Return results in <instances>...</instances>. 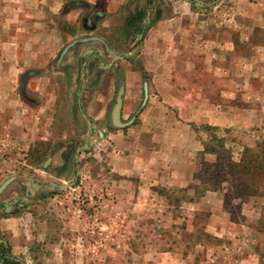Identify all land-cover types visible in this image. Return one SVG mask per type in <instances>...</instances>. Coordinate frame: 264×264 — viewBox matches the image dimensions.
Masks as SVG:
<instances>
[{"label": "rangeland", "instance_id": "rangeland-1", "mask_svg": "<svg viewBox=\"0 0 264 264\" xmlns=\"http://www.w3.org/2000/svg\"><path fill=\"white\" fill-rule=\"evenodd\" d=\"M5 1L6 9L17 7L14 12L24 22L37 21L28 27L32 31L24 32L26 43L31 48L39 45L38 50L45 52V56L55 57L66 40L64 37H70L68 26L77 25L82 30L83 9L63 11L70 0H50L47 8L39 4L41 0ZM85 1L103 13L96 22L103 30L111 31L113 37L126 34V25L132 16L127 8L129 0ZM194 8L190 2L181 10L192 12ZM38 10H43L44 15L34 17L33 13ZM188 16H191V28L204 23L206 28L201 30H212L209 31L212 32L211 48L200 46L201 54L185 57V65L176 64V55L172 57L175 63L170 74L176 91L173 90V95L169 91L170 96H165V100L157 79L153 80V76L158 78L157 73L149 71L142 76L137 72L126 73L127 85L134 88L130 90L136 96L129 97L128 92L126 99L134 111L141 112L137 113L141 116L138 123L122 128H95L90 133L88 127L53 130L69 138L82 139L80 144L63 149L64 153H61L62 146H56L54 162L45 174L29 168V157H22L25 152L21 145L22 150L11 166L17 173L27 168L23 177L35 173L43 182H73L63 192L49 193L50 196L41 200L44 204L40 207L27 208L25 212L34 209L32 215L22 214L23 219L14 217L18 227L11 223L14 233L21 232L27 246L36 247L38 256L33 264H157L164 258L166 264H171L177 257L182 264H242L250 254L253 263L264 264V171H255L254 175H258L255 181L242 177L245 185L239 196L234 189L237 182L234 177L228 181L219 177L207 180L208 176L201 173L206 162H228L226 156H230L236 163L245 147L264 146V0H217L207 10L193 11ZM105 50L109 49L105 47ZM127 67L136 70L140 66ZM144 82L152 96L140 108ZM159 102L173 106L171 117L180 118L185 128L190 122L188 114L192 105H206L210 111L207 118L216 129L205 130L204 123L188 126L190 137L201 145L198 150L188 149L189 158L183 162L189 166L187 171L191 177H178L174 172L185 171L177 170V161L166 162L163 154L158 156L160 144L155 145L153 133L146 132L150 128L157 133L152 127L155 119L144 123L147 128L141 126L145 119L142 114ZM179 108H186L187 114L182 109L178 112ZM128 116L123 113L125 120ZM169 123L166 121L165 126L169 127ZM36 130L38 136L42 133L47 136L44 131L51 135L47 128ZM24 132L29 134L30 129L27 127ZM87 134L93 135L91 144ZM1 139L5 146L0 145V158L6 153L3 149L8 150L15 144L10 134L0 135V143ZM208 142L216 148V153L203 154V144ZM159 143L176 145V139L166 133V138ZM222 143L227 150L224 153L219 146ZM76 147H80L77 159ZM62 155L69 159L58 166ZM218 170L223 172L220 167ZM204 231L219 240H204ZM161 252H167L168 257L156 255ZM168 252L177 255L174 257Z\"/></svg>", "mask_w": 264, "mask_h": 264}, {"label": "crops", "instance_id": "crops-1", "mask_svg": "<svg viewBox=\"0 0 264 264\" xmlns=\"http://www.w3.org/2000/svg\"><path fill=\"white\" fill-rule=\"evenodd\" d=\"M49 1L50 0H41L39 4H41V6L45 4L47 8V3ZM82 1L87 3L85 0ZM131 1L132 0H129L127 4V8L131 12V15L135 12L136 14L139 12L141 15H144L143 13L145 12L148 14L143 20V23L140 24L142 32L138 34V39L141 40L138 45L139 49L136 56L128 60H120V64L124 69L125 80L122 115L124 112L129 113L134 110L131 108L132 104L130 101L128 102L126 99L127 93L130 92L129 97L133 96L136 98L135 94H132L133 92L130 90V88H134L127 85L125 77L127 72H137L142 76V73L153 71L154 74L157 73L158 78L153 76V80L157 79L158 87H160L159 91H161V93L163 92V100H165V96H170V94L173 95L172 92L173 90L176 91V87L173 81V75L170 74L172 73L171 65L175 63L172 57L176 55V59H178L176 64L185 65L187 62L184 61L186 60L185 57L193 58L195 55H200V46L205 48L209 46L211 48V44L213 43L212 32H209L212 30L210 28L201 30L206 28L204 23L191 28V16L188 15L192 14L193 11L207 10L217 2V0H211V2L207 3H203L200 0H137L133 2L134 4L132 5ZM190 2L195 6L194 9H191L192 12L188 9L182 12V6L188 5ZM196 2L201 3V5H197ZM5 6L6 1L0 0V135L6 137L10 134L15 144L9 146L10 148L8 150H5L7 148L3 149L6 153L0 158V185L6 179L13 177L11 182L0 192V241L5 248V254L8 259L6 260L7 264H33L34 258L38 256V252H35L36 247L31 248L27 246L26 240H24L21 232H18L17 235L14 233L11 223H13V225L16 224L17 219L14 218L16 216L23 219L22 214L32 215L34 209L30 210V212H25L26 209L43 205L44 202L41 200L50 196L51 194L49 195V193L54 194L55 192H63L67 189L57 190L51 186L52 183L62 184L67 181L53 182L47 180L43 182V180H38V178H36L35 173L23 177L27 168L17 173L15 169L11 167L14 165L13 162L16 161L15 156L18 155L19 150H22L20 147L23 145L22 147L25 153L21 156L29 157V168H34L35 171L45 174V172L48 171L47 168L54 162L56 146H62L61 153L62 151L64 153L65 150L63 149H67V143L70 142V140L78 139L76 142L77 145L80 144L79 139H82L79 136L74 137V139L69 138L63 134L60 135V133H53V130L70 128L85 129L87 127L90 129L92 127L95 128V124L90 122L88 116L92 117V115L84 108H82L83 110H81L80 113L72 109L71 94L70 97L68 92L64 94L62 91L58 92L55 85L50 83L52 80L57 82L60 75L63 73L61 67L63 66L66 55H63L61 59H59V56L56 62H54L56 58L53 56H45V52L38 50L40 48L39 45H33L32 49L30 47L31 45L28 44V42L26 43L27 34L24 32L32 31L28 29V27L37 21L24 22L22 16L14 12L15 9H17L16 6H12L13 10H8ZM35 8L40 9L38 7ZM150 9L152 10L150 11ZM41 13L44 15L45 12L43 10H38L33 13V16L39 17ZM204 21L205 20H203V22ZM22 22L23 24L26 23L28 26L22 25ZM220 29L222 31L224 30L223 27H220ZM206 32L208 34L205 35ZM216 33L219 32L217 31ZM75 39H81V36H75L72 40ZM87 39L81 41L82 44L90 40ZM156 40L157 43L155 42ZM226 40H228V37ZM79 44L81 43L73 44L65 54L74 50ZM153 51H157V54L155 55ZM37 53H40V55L36 56ZM124 56L127 57L128 54H124ZM136 64L140 66L136 70L127 67V65ZM173 70L175 71V68H173ZM26 72H31L28 74L29 77L26 81L24 90L26 95L32 97V100L28 102L23 99L20 89L21 79ZM151 96L152 94L148 93L147 102L150 101ZM189 107L190 106H188L187 111ZM149 108L152 109L142 114V118L145 117V119L141 122V126L146 127L147 125L144 126L146 121V123H149L153 122L155 119L156 122L152 127L153 130L157 129V133L151 131L150 128L146 132L153 133L155 145L160 144V146H158L159 148L155 146V149L158 148V151H156L158 156L161 157L160 154H163L165 159H167L166 162L177 161V170L185 171L183 173L173 171L178 177H191V174L187 171L189 166L184 164L189 158V156H187V154L189 155L187 150H198L201 145L198 146L199 143H197L193 137H190L188 126H191V124L197 125V123H204L207 125L212 123L211 120L207 118V113L210 112L207 106H191L188 114V116L191 115L188 120L190 122L185 124L187 128L183 127L180 118L176 119V116L171 117L170 114H172L175 109L173 106L171 107L165 104V102H159L157 105H150ZM181 109L182 112L186 111V108ZM181 109L179 108L178 112H181ZM187 111L185 114H187ZM136 112L137 111H134L133 114ZM140 113L141 112H139V114ZM139 114H136L137 119L141 117ZM137 119L133 123H135ZM174 119L177 120L176 123H174ZM70 121L72 123H69ZM166 121L170 122L168 124L169 127L165 126ZM27 127L30 129L29 134L24 132V129ZM39 127L49 129L51 135L49 132L44 131L47 136H45L44 133L38 136L36 129ZM166 133L172 135L176 139V145L170 144L166 146L163 145V143L162 145L159 143L163 138H166ZM3 140L4 139H1L2 142L0 145L4 147ZM68 148L70 149V147ZM21 156L19 157L21 158ZM48 158L49 161L46 163ZM68 159L66 156L62 155L58 166L64 165ZM34 201L36 202L34 203ZM79 222L81 221L79 220ZM18 226L19 222L16 224V227ZM86 252L87 251L84 253ZM168 253L174 255V257L177 255L171 252ZM166 254L167 252H161L156 255L160 258H162V256L167 258L168 256H166ZM251 257L252 255L250 254L249 258L243 260L241 263L255 264L252 262L253 258ZM176 259L170 263L182 264V261H179L180 259ZM157 264H166L165 258L163 262L158 261Z\"/></svg>", "mask_w": 264, "mask_h": 264}, {"label": "flooded vegetation", "instance_id": "flooded-vegetation-1", "mask_svg": "<svg viewBox=\"0 0 264 264\" xmlns=\"http://www.w3.org/2000/svg\"><path fill=\"white\" fill-rule=\"evenodd\" d=\"M81 8L83 9V12L80 14L82 30H80L77 25L68 26L67 33L70 34V37H64L66 40L55 55L56 59L54 62H56L61 55L63 48L67 46L75 36H81V38L84 37L90 40L84 44H80L67 54L63 66L61 67L63 73L60 75L57 82L52 80L50 83L55 85L58 92L62 91L63 94L68 92L69 96L71 94V107L74 111L80 113L81 110H83L82 108H84L87 112L93 113L90 114L92 117H88L90 122L95 124V128H113L115 126L110 117V110L120 86H123V94L121 96L122 101L119 119L121 122H125L134 115L133 112L135 109L128 113L129 116L126 120L122 115L125 80L124 69L120 64V60H128L136 56L139 49L138 45L141 40L138 39V34L142 32L140 24L143 23L148 13L145 12L143 13L144 15H141L139 12L137 14L136 12L133 13L132 15L135 21L128 20L126 34L120 37H113L111 31L103 30L101 25L96 23L97 20L103 17L102 12L98 11L96 8H92L88 3H85ZM151 10L152 9H150V11ZM134 34L136 35L135 39ZM105 47L111 51L105 50ZM128 48L132 49L127 52L123 51V49ZM125 53L128 54L127 57L124 56ZM107 57H109V59ZM28 74L29 72H26L23 75L20 83L22 97L27 102L32 100V97L24 93L26 81L29 77ZM136 119L137 117L135 116L130 124ZM6 260L8 259L5 254V248L3 244L0 243V264H7Z\"/></svg>", "mask_w": 264, "mask_h": 264}, {"label": "trees", "instance_id": "trees-1", "mask_svg": "<svg viewBox=\"0 0 264 264\" xmlns=\"http://www.w3.org/2000/svg\"><path fill=\"white\" fill-rule=\"evenodd\" d=\"M129 20L135 21L134 16H131ZM203 127L205 128V130L216 129L215 126H210L207 124L204 125ZM212 138H214V136L211 135V139ZM219 146H221L223 149V152L221 153H224L227 151V150H224L223 143L222 145H219ZM202 152L203 154L205 153L214 154L216 153V148L212 146L210 142L204 143ZM261 155L263 157L259 159V162H257V159L261 157ZM226 157L228 158V162L212 163V164H208L207 162L204 163L203 164L204 168L201 173L208 176L207 180L211 178L216 179V177H219V178H222V181L223 180L228 181L231 179V177H234L235 180L237 181L234 185V189H235V192H237V195L238 194L240 195L241 194L240 189L242 188V186L245 185V182L242 179L245 177H248V179H252L253 181L258 180L256 178V176L258 175H254L255 171L256 172L257 170L264 171V163L263 164L261 163V162H264V146L257 144L255 149L245 147L243 149L239 162H236V163H234L231 160L232 157L230 156H226ZM219 167L223 170L222 173L219 172L218 170ZM221 175H223V177ZM195 194H197V191H195ZM200 194L202 195V192ZM228 197L232 198V195L228 194ZM202 237L204 238V240H210V239L217 240L218 239L214 236H211L209 233L205 231L202 232Z\"/></svg>", "mask_w": 264, "mask_h": 264}, {"label": "water", "instance_id": "water-1", "mask_svg": "<svg viewBox=\"0 0 264 264\" xmlns=\"http://www.w3.org/2000/svg\"><path fill=\"white\" fill-rule=\"evenodd\" d=\"M137 0H132L131 1V4L133 5L134 3ZM197 5H201V3L199 2H196ZM85 5V2L82 1V0H71L69 2H67L64 7H63V11L65 12L67 9H70L72 7H81V6H84ZM87 38H82V39H75L73 41H71L61 52V55L59 57V59H61V57L69 50V48L75 44L77 41H84L86 40ZM31 73V72H29ZM122 94H123V86H120L119 89H118V92H117V95H116V98H115V101L112 105V108L110 110V117H111V120L113 122V125L115 127H119V128H122V127H126L128 126L133 118L136 116V114L139 112V110H137V112L134 114V116L126 121V122H121L119 117H120V108H121V101H122ZM147 97H148V90H147V83L144 82L143 84V99H142V102H141V105H140V108L143 107V105L146 103L147 101ZM91 129H95V128H90L89 129V133L91 132ZM98 134L101 135V132L98 131ZM87 139L88 140V143L91 144L93 141V135L91 134H87ZM80 140V139H79ZM78 141V139H74V140H70V142L67 143V146L68 147H71L73 145H76V142ZM84 147H86V144H84ZM80 151V147H76V155H75V158L77 159L78 157V152ZM49 161V158L47 159L46 163ZM78 173V172H77ZM13 179V177H10L8 179H6L1 185H0V192L2 190H4V188L11 182V180ZM73 184V182H66V183H62V184H57V183H52L51 186H53L55 189L57 190H63V189H66L68 187H71V185ZM1 243V241H0Z\"/></svg>", "mask_w": 264, "mask_h": 264}]
</instances>
